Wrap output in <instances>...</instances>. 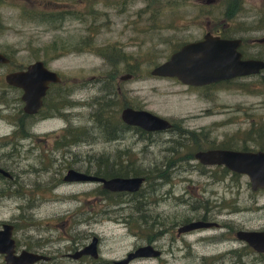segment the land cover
Masks as SVG:
<instances>
[{"label": "rangeland", "instance_id": "rangeland-1", "mask_svg": "<svg viewBox=\"0 0 264 264\" xmlns=\"http://www.w3.org/2000/svg\"><path fill=\"white\" fill-rule=\"evenodd\" d=\"M52 1L38 0L35 5L26 0H5V6L0 7L3 20V29L0 30V49L17 50V54L11 56L13 67H10L11 69L0 67V84L5 81L4 74L1 73L7 69L26 67L39 60L44 61L51 70L61 74L63 81L69 83L72 89L77 88V84L72 81L81 82L83 79L89 82L88 87L76 89L74 97L81 104L72 109L68 105L61 107L62 110L57 112L56 116L40 123L36 127L37 130L45 132L55 130L60 133L67 126L73 129L86 127L100 136V128L95 123L93 115L97 113L99 107L95 103L103 102V100H95L104 97L106 90L100 83L92 82L91 78L94 76L98 80L107 77V74L116 68L114 64H109L106 58L96 53L95 49L128 44L133 39L135 45L128 47L127 53L135 55L137 61L145 62L141 67L145 66L146 73L143 77V70L140 67L137 70L139 78L122 85L125 99L135 107L144 108L167 119L174 124L178 132L202 131L197 137L189 135L191 140L195 139L200 143L195 144L191 141L187 147H181L176 143L179 141V134L163 132L149 134V149L146 148V141L136 134H128L122 144L119 141L105 142L97 136L95 140L87 139L72 146L69 151L45 153L48 158L44 159L40 157L39 152L31 153L28 158L19 159L25 155V152L23 150L21 153L16 152L14 155L18 157L9 160L7 166L15 167L13 170L15 173L18 172L19 181L27 184L26 190L40 184L39 192L42 194L24 199L12 195L4 196L0 199V222H12L21 216L19 222L21 229L16 235L19 246L32 251L43 250L53 258L41 264H111L112 261L121 260L128 253L149 244L147 231L133 228L134 223L138 225V219L144 216L150 224L155 222L161 224L149 228L152 234H156L160 229L161 232L164 229L173 231L171 234L173 241L169 233V236L161 237L155 243L164 252L162 259H137L130 264H260L259 261L253 260L252 255L242 257V262H238L236 255L237 252H243L244 244L237 240L236 233L241 230L251 231L262 228L264 211L259 210V206L264 205V190L254 192L246 175H234L228 170L225 173V168L221 166L199 168L196 161L184 159L188 158L189 153L199 149H206L211 145L223 146L226 144L224 142L231 138L234 143L230 145L234 149H239L242 138H245V146L250 150L258 151L260 146L258 134L263 136L261 142L264 145V90L262 95L248 91L237 92L235 88L219 87L220 85L187 88L176 80L151 76L150 71L155 65L165 62L184 42L202 38L207 27L217 31L222 30L225 25L232 31L242 32L241 36L247 39H263L264 29L260 30L259 26L262 24L264 0H243L244 3L241 0L244 6L240 13L239 8L233 4L235 0L231 1L230 5H228L230 0H218L220 7L214 8L209 15L199 10V6L180 9V15L177 17H172L170 12H166L162 21L169 23L173 19L175 30L164 27L159 32L151 31L149 29L151 25L128 24L131 21L129 16L135 10L138 12L144 7L141 0H137L135 6L127 10L126 14H119L115 9L105 8L99 4L95 9L101 14L107 12L109 17L104 16L107 21L103 22V25H98L99 32L93 36V48L86 52L72 51L59 57H54L56 54L49 48L55 41L59 44H68V48L71 49L72 44L79 42L82 37L87 38L90 34L88 25L74 17L64 19L61 26H57L58 24L51 18L42 20L27 18L20 10L23 7L28 10L36 8L40 14L57 15L62 10L55 8ZM58 1L66 5H74L73 9L69 8L73 11L83 12L86 8L80 0ZM192 5L194 4L191 3L190 6ZM226 12L231 18H225ZM210 21L212 23H209ZM254 49L257 50L258 47ZM259 49L264 51V41ZM122 70V67H118L119 74H123ZM259 80L255 79L254 82ZM249 87L255 90L262 89L257 83ZM12 96L15 94L12 93ZM64 102L67 100H58L57 105ZM122 102L126 104L124 99ZM122 102L118 100L117 105L114 106L118 117L124 108ZM16 106L19 105L10 104L11 108L5 109L0 105L2 110L0 134H6L16 127L10 122L14 121L13 109ZM208 140L215 142L205 143ZM119 149L131 150L129 157L136 161L134 162L135 165L137 164L136 170L139 169L147 174L149 170L154 169L152 171L155 174L154 178L149 179V183L146 179L141 191L146 198L141 200L136 196L131 202L133 210L118 212L121 204H114L117 202L115 196L113 203L106 199L105 193L102 194L98 184L58 183L68 169L81 172L90 170L94 173L99 165H102L101 168L105 170L113 164L114 158L118 157ZM2 154L3 151H0V156ZM179 159L187 161L184 162L186 166L183 165L182 168L181 165H176L168 174L163 175L169 170H166L162 164L168 160ZM42 160L48 163V169L45 171L41 166ZM14 162L17 164L12 165L11 163ZM157 167L160 171L155 169ZM24 170L27 173L21 175ZM161 174V177L155 178ZM52 180H57V184L49 185ZM2 184L3 181L0 180V186ZM47 186L54 187L52 192L47 193ZM206 201L216 202L219 207L221 205L224 208L223 212H216L215 216L218 219L217 223L225 227L212 229V234L217 236L215 242L206 246L194 245L195 252L188 256L186 251L180 248L183 243L177 239L175 227L188 214V205L198 207L199 202L204 207ZM223 234L226 236L223 237ZM94 237L100 239L98 247L101 259L98 262L94 263L90 259L74 261L69 256L68 258L65 256L80 251L84 245L91 243ZM191 239L194 240L195 237ZM192 243L197 242L192 241ZM71 250L75 251L70 253ZM196 253L199 257L194 256ZM225 254L230 256L221 258ZM191 256L194 258L191 259ZM203 257L209 259L203 262Z\"/></svg>", "mask_w": 264, "mask_h": 264}, {"label": "flooded vegetation", "instance_id": "flooded-vegetation-1", "mask_svg": "<svg viewBox=\"0 0 264 264\" xmlns=\"http://www.w3.org/2000/svg\"><path fill=\"white\" fill-rule=\"evenodd\" d=\"M26 1L29 2L30 4L36 5L38 0H26ZM80 1L82 2L83 6L86 7L85 9H83V12L73 11L72 7H75L74 5L73 6L72 5H66L64 3L59 2L58 0H53L51 3L55 8H61L62 11H59L57 13V15L65 18V19H67L69 17H74L75 19H79L81 21V23H84L87 25H90V24L103 25L102 23L107 21V18H105L104 16L109 17V15L107 14V12H104L103 14H101L99 12V10L95 9V6L101 4L105 8L115 9L116 11H118L119 14H126V13H128L127 10L131 9V7L133 5L135 6V3L137 0H80ZM231 1H233V0L228 1V5H230ZM242 2L244 3L243 0H242ZM242 2H241V0H235V1H233V4H235L236 7L239 8V10H241V9L243 10L244 5L241 4ZM181 3L182 4L180 5V7L183 9L185 7L195 8V7L199 6L198 7L199 10H202V12H206L208 15L213 12L214 8L217 9L220 7V6H218L220 4V2L218 0H192V1L191 0H185V2H181ZM191 3H193L194 5L190 6ZM5 4H6L5 0H0V7L5 6ZM203 4H204V6H202ZM263 7H264V5H263ZM69 8H72V9H69ZM20 10L22 11L23 16H26L27 18H34L36 20H38L37 18H40L41 20L46 19V18H54V19L57 18V15H48V14H42V13L40 14V12H38V10L36 8H34L33 10H28V9L23 7V9L20 8ZM262 13L263 14H262L261 20L264 19V9H262ZM129 18H131L130 23H128V24H130V26L139 23L136 10H135V12H133L132 15L129 16ZM103 19H106V20H103ZM227 19H229V18H227ZM142 21H143V19H142ZM172 21H173V19H172ZM209 23H212V22L210 21ZM262 24L264 26V22H262ZM223 26H224V28L222 30H217V31H212L210 27H207L206 33L203 35V37L206 34H210V35H213L215 37H220L222 39H239L241 41V45L239 47V53H241V55H242V60H261V61H264V59L262 58V56L264 55V51L259 49V46L263 45L264 38L263 39H261V38L260 39H247L245 36H241L242 32L240 34H237V33H239L238 30L232 31L231 29L225 27V25H223ZM2 29H3V20H2V17L0 15V30L2 31ZM260 30H262V29H260ZM203 37L200 39L191 40L189 42H184L179 47V49L188 43L201 41L203 39ZM83 39H84V37H82L81 40H83ZM132 41H133V39H131L128 44H119V46H118L125 53V56H126V58L124 60L120 61V67L123 68V70H122L123 74L120 73L121 74L120 75L118 72L117 75L115 74L114 76L109 77V75H108L109 73H108L107 77L100 78L101 80L100 79L97 80L94 76L91 78L92 82H98L102 86H104V89L106 90L105 91L106 97H105L104 101H113V103H116V105H117L118 100L122 102V99H124L126 101V104H124L122 102L124 104L123 105L124 108L122 109V111L125 109L145 110L144 108L135 107L131 103L129 104L128 100L125 99L126 96H125V93L122 89V85L129 83V82H132V81H135L136 79L139 78L138 74H137V66H138L137 63L138 62L135 58V55H133L131 53H127V51H129L128 47L135 45ZM79 42L72 44V46L75 47L76 45H78ZM74 47H73V49H74ZM77 47H79V46H77ZM254 47L256 49L258 47V49L255 50ZM6 49H7L6 51H3L0 49V54H3L7 58H9V63L0 64V67L1 68L2 67H8V68L11 67L12 68L13 63H12L11 56L16 55L17 50L10 49V48H6ZM178 50H176V51H178ZM73 52H78V51H73ZM84 52H86V51H84ZM27 67L28 66H26V67L19 66L18 68L15 67L12 70H10L11 69L10 68V69H7L5 72L1 73V75L4 74V80L5 81L2 84H0V105H2V108H5V109H10L11 108L10 104H14V103H15V105L18 104L19 106L18 107L16 106L15 109H13L14 121H10L11 124L14 123L16 127H13L10 130V132H7L6 134H0V151H3V154L0 156V170H3V171L8 173V175L0 173V180L3 181L2 186H0V199L3 198L4 196H11V195L17 196V198H20V199H24L26 197H30V198L32 197L33 198L37 195L42 194V192H39L41 189L40 184H38L37 187H35V188L26 190L27 184L21 183L19 181L18 172L15 173V171L13 170V168H15L14 166H12L10 168L7 166L8 161L11 159H14L15 157H18L16 155H14V153H16V152L21 153L22 150L25 152V155H22L21 158H19V159H22V157L28 158L29 155L33 152L41 153L40 157L42 159H44L45 157L48 158V156H46L45 153H55L58 150L69 151V149H71L73 146L72 134L74 132L73 130H70L69 126H67L66 128H63L60 133L55 131V130L46 131V132L40 131V130H37L36 127L40 123H44L46 121H49L51 118H53L54 116L57 115V112H58L57 102H58V100H61V98L65 97V99L67 100V103H68V107L71 109L73 107L81 104V102H77L78 100L75 99V97H74L76 89H84V88L89 86V82L82 79L81 82L72 81V83L77 84V88L72 89L71 86L69 85V83L63 81L61 74H59L58 72H56L54 70H51L48 67V65L45 64V67L47 69L56 72L60 76L61 81L58 83H50L49 84L46 95H45V97H43V106L35 115H29V114L25 113V111H24L25 103L22 99L23 95H24V91L22 89L13 87V86L7 84V82H6V76L7 75L12 74V73H18V72L26 71ZM263 73H264V70H262L259 74H256V75L239 77V78H235V79H232L229 81H223V82H220L217 84H223V83L229 84L228 86H223V87L235 88V91L239 92V91H243V89H245L246 87L248 88V86H250L254 83L258 84L259 81H261L260 76H262ZM125 75H129V77H127L125 80H122L121 79L122 76H125ZM157 78H163V77H157ZM163 79H173V80H176L177 82H179L176 78H163ZM255 79H260V80L257 82H254ZM179 83H181V82H179ZM182 85H184V84H182ZM184 86L187 88H202V87H193V86H187V85H184ZM108 87H109V89H108ZM219 87H221V86H219ZM241 87H243V89H241ZM12 93L15 94V96L11 97ZM113 93H116V96H114V97L109 96ZM70 97H71V99H70ZM101 98H103V97L97 98L95 101H99V99H101ZM95 104H96V106L98 105V103H95ZM82 105H86V104H82ZM16 108H17V110H16ZM97 109H98V107H97ZM1 111L2 110L0 108V113H1ZM122 111H121V114H122ZM121 114L119 117L120 121H121V128L118 129L119 132L116 135V138L113 142L119 141V143L122 144L123 140H126L128 134H132V135L136 134L141 139L146 141V143H147L146 148L149 149V134L171 132V133L179 134V141H176V143H179L181 147L182 146L187 147L191 141H194L195 144L200 143L195 139L191 140L189 138V135H191L193 137H197L198 133H201L202 131L191 132V131L184 130V131L178 132V129L174 126V124H172L173 127L171 129L163 130V131L149 132V131H145L143 129L125 124L122 121ZM91 131H93V130H91ZM206 136H208V135H206ZM206 136H204V137H206ZM84 140H87V139H84ZM235 140L239 141V139H235ZM81 142H79V143H81ZM173 142H175V141H173ZM214 142L215 141H209V140L205 141V143H207V144H212ZM232 142L234 143L233 139L231 138L229 140H226L224 142L226 144H224L223 146L211 145L206 149H199L193 153H189L188 158H186L184 160H187V159L194 160L197 162V165L199 168H207L208 166L201 164L200 162H198L195 159V154L197 152L213 150V149L235 150V151H244V152L253 151V150L248 149L245 146V144H244L245 138H242V144H241V147L239 149H234V147H232V145H230ZM74 145H78V143L74 144ZM177 146H178V144H177ZM197 147H199V146H197ZM253 152H256V150H254ZM129 154H131L130 149H124V150L119 149L118 150V157L114 158V160H113L114 162L112 165H110V167L113 166L118 171H120V169L124 168V167H127L129 170H133V169L135 170L137 168V164L135 165L134 162H136V161L131 159L129 157ZM1 160H3V161H1ZM184 160L179 159L178 163H176L175 161L168 160L167 162L163 163L162 165L166 168V170H169L168 172L165 171V174H168L170 172V169L176 165H181L182 168H183V165L186 166V164L184 162H187V161H184ZM11 164L15 165V164H17V162H14ZM41 166L44 169V171L47 170L48 169L47 161L42 160ZM221 167H223V166H221ZM224 168L225 167H223V169ZM69 170H75V169H68L67 172ZM50 171L52 174L51 169H50ZM75 171L81 172L78 170H75ZM101 171H103L102 168H101ZM228 172H230V171H228ZM24 173H27V171L26 170L22 171L21 175H23ZM66 173L64 174V176L62 178H60L58 180L59 181L58 183H61V184L92 183V182H66V181H64V177H65ZM81 173L86 174L88 176H92V177L104 178V177L97 175V173H98L97 169L94 173L91 172L90 170L84 171ZM130 177H140V178H144L145 180L148 179V183H149V172L147 174L145 173V176L144 175L134 176V175L130 174L128 177L116 176V177H112V178H130ZM104 179H110V178H104ZM93 183L98 184L100 187L99 188L100 191H102L103 193H105L107 191L106 189H104L102 184H99L96 182H93ZM54 184H57V180H52V183L49 185H54ZM144 184L145 183L143 181L141 188L134 193H129V192L114 193L115 199L117 201L114 204L115 205L121 204V206H119L120 209L118 210V212H126V211H128L127 209L133 210V207H131V202H132V200H134L135 194H137L139 192L142 193L141 191L143 190ZM53 188L54 187L50 188L49 186H47V189H46L47 193L52 192ZM148 191H149V185H148ZM107 192H110V191H107ZM110 193H112V192H110ZM143 195H144V193H142L141 195H138V197H140V199H142L141 197ZM129 200H131V201H129ZM197 204L200 206L196 207L194 205H188L189 206V209L187 210L188 214L185 217H183L181 223L175 227V230L177 233L176 237H177V239H179L183 243V245L180 248L184 249L188 256L191 255V253L195 252V246L194 245L199 244L200 246H202V245L206 246V245H209L210 243H214L217 236H215V234H212V232H213L212 229H215V230L218 228L222 229V227H223L222 225L217 223L218 219L215 216L216 212H223L224 208H222L221 205H220V207H221L220 208L216 202L212 203V202H207V201L204 203V207H202V204L199 202ZM260 209L264 211V205L262 207L259 206V210ZM141 211L147 212L145 210H141ZM262 213L264 215V212H262ZM20 221H21V216H18L12 222H10V221L0 222V230L3 229V225H5V224H11L13 226L12 237L15 241V255H17V256L20 255L23 251H28V252L32 251L31 249H27V248L25 249V248H21L19 246V241L16 238V235L18 234L19 230L21 229V226L19 224ZM193 223H203L204 226H201L200 228H195L193 230H189V231L183 232V233L178 232V230L180 228L188 226V225L193 224ZM227 229H228V227H227ZM257 230L264 232V224H263L262 228L257 229ZM172 232L171 231L169 232V230H165V229L161 232V229H160V230H157L156 234H152V232L150 231L149 236H148L149 237L148 238V241H149L148 245H151L155 249L159 250L161 252V255L157 258H148V260L149 259H162L164 252L161 249H159L155 243L161 237H165L169 233H170L169 234L170 239L173 241V238L171 237ZM224 236H226V234H223V237ZM193 237H195L194 240L191 239ZM206 239L208 240L207 242H206ZM227 239H229V238H227ZM98 240H99L98 243H100L99 238H98ZM192 241L197 242V243H192ZM202 241H204V243ZM238 241L242 242L240 240H238ZM242 243L244 244L243 252H237V255H236L238 258V262H242L241 261L242 257L252 255L254 257V259H253L254 261H259L260 264H264V253H261V252L259 253L255 250H253L252 248H250L246 243H244V242H242ZM90 244L91 243H89L88 245H90ZM88 245H84L81 250H83ZM72 251H75V250H71V252L70 251L69 252L72 253ZM33 252H35L36 254H39V255H45L49 258L48 261H40L36 264L47 263V262L53 260V258L51 256H49L48 253L44 252L43 250L38 249L36 251L34 250ZM97 252L99 255V257L97 259L93 258L92 256H85V255H83L82 257H80L78 259L72 258L73 254H68L65 256L67 258L69 256L70 258L74 259V261H79L81 259H87V260L90 259V261L93 260V262L95 263V262H98L99 259H101L99 247L97 248ZM172 253H173V251H172ZM194 256L199 257V255L197 253ZM194 256H191L190 258L193 259ZM226 256H230V254L222 255L221 258L226 257ZM126 257H124V258H126ZM207 259H209V258H207V257L202 258L203 262H206ZM139 260H144V259H139ZM115 261H119V260H115ZM115 261H112L111 264H115ZM0 264H6L4 254H0Z\"/></svg>", "mask_w": 264, "mask_h": 264}, {"label": "water", "instance_id": "water-1", "mask_svg": "<svg viewBox=\"0 0 264 264\" xmlns=\"http://www.w3.org/2000/svg\"><path fill=\"white\" fill-rule=\"evenodd\" d=\"M241 41L239 39H222L206 34L201 41L191 42L173 53L170 58L151 70V75L163 78H176L184 85L204 87L229 81L239 77L259 74L264 70V61L242 60L239 53ZM9 63V59L0 54V64ZM129 75L122 76L125 80ZM59 75L47 69L42 61L30 64L26 71L12 73L6 76L7 84L24 91V111L29 115H35L43 106L50 83H58ZM122 121L130 126L138 127L145 131H163L173 127L165 118L159 117L146 110L125 109L121 114ZM195 159L206 166H223L232 173L246 175L249 178L251 189L256 192L264 189V151H235L213 149L199 151ZM0 173L8 175L0 170ZM66 182H96L103 185L107 191L129 192L138 191L143 178H112L104 179L88 176L75 170H69L65 177ZM204 226L203 223H193L182 227L179 233L187 232ZM13 226L3 225L0 230V254L5 255L6 264H36L40 261H48L45 255L33 254L23 251L15 255V241L12 237ZM238 240L246 243L253 250L264 253V232L256 230H241L237 232ZM98 237H94L91 244L83 250L77 251L72 258L78 259L83 255H90L97 259ZM161 252L151 245L139 247L129 253L123 260L115 261V264H130L133 260L141 258H156Z\"/></svg>", "mask_w": 264, "mask_h": 264}, {"label": "trees", "instance_id": "trees-1", "mask_svg": "<svg viewBox=\"0 0 264 264\" xmlns=\"http://www.w3.org/2000/svg\"><path fill=\"white\" fill-rule=\"evenodd\" d=\"M144 3V7L139 9L137 12V17H138V22L142 23L146 26H150V30L151 31H156L159 32L160 30H162L164 27L168 28V29H173L175 30V26L173 24V21L169 22V23H165L164 21H162V18L164 16V14L166 12H170L172 14V17H177L179 14V10L183 9L180 7V5L182 4L181 2H185V0H141ZM188 8V7H186ZM92 10V9H91ZM240 12V10H238ZM182 15V14H181ZM225 18H231V16L228 15V13L226 12L225 14ZM65 18L58 16L57 18H51V20L55 21L58 25L57 26H61L62 21ZM143 19V21H142ZM148 19V20H147ZM262 22H264V19H262ZM261 29H264L263 24H261V26H259ZM149 29L147 31H149ZM99 32V28L97 24H90L88 25V33L90 34V36H88L87 38L84 37L83 40H81L78 45H76L75 47L72 46L71 49L68 48V44H59L57 43V41H55L49 48L51 49L52 52H54L56 55L54 57H59L62 56L64 54H68L71 53L72 51H78V52H84V51H89V49L94 45V39L93 36L96 35ZM225 33V32H224ZM240 34V33H237ZM79 46V47H77ZM74 47V49H73ZM62 51V52H60ZM96 53H98L100 56L106 58L108 60L109 64H114L116 70L110 72L108 75L109 77L114 76L115 74L117 75L118 73V67L120 68V61L124 60L126 58L125 53L118 47V45L115 46H106L104 49L103 48H97L95 49ZM262 58L264 59V56H262ZM142 60L137 61V70L140 69V67L142 66V64L144 65L145 62H141ZM154 65V64H153ZM145 66H143L142 70V76L145 77L146 70L144 69ZM138 74V73H137ZM108 82V81H107ZM228 86L229 84H216L213 86ZM258 85L262 86L261 90H255L252 89L251 87L248 86V88L246 87L245 89H243V87H241V89H243V91H248V92H256L258 94H262L263 95V90H264V76L261 78V81H259ZM107 86V85H106ZM109 89V87H108ZM111 97L116 96V93H113L111 95H109ZM106 96H104L103 98L99 99V101L103 100V103L99 104V107L97 109V113L93 115L95 123L99 126L100 130V136H98L99 134H96V132L91 131L90 129L86 128V127H80V128H71L74 130L73 134H72V144L73 146H75L74 144H77L81 141H83L84 139H91V140H95L97 139V136L100 137L102 140H104L105 142H113L116 138V135L118 134V129L121 128V121L120 118L118 117L114 106H116V103H113V101H104ZM61 100H65V97L61 98ZM66 105H68L67 102L62 103L61 105L58 104V112H60L62 110L61 107H65ZM60 116H62V114H60ZM70 129V130H71ZM260 138V142L258 143L259 146V150L264 151V145L261 142V138H263V136H261L260 134L257 135ZM105 160H109V158H105ZM173 161V160H172ZM176 163L179 162V160L175 161ZM158 169V168H155ZM98 176L104 177V178H112V177H116V176H126L128 177L130 174L134 175V176H141L144 175L145 173L141 172V170L139 169H133V170H129L127 167L121 168L120 171L116 170L113 166L111 167H107L105 168V170L103 169V171H101V165L98 167ZM154 170V169H153ZM153 170H149V179H153L154 178V172H152ZM159 170V169H158ZM160 171V170H159ZM224 172L227 173V170L224 169ZM165 175V172L164 174ZM236 175V174H234ZM161 175L155 177V178H159L161 177ZM102 192V191H101ZM150 193V191H149ZM102 194H104L102 192ZM142 193H137L135 194V197L138 195H141ZM113 196L114 193H110V192H105V197L106 199L108 198L110 202H114L113 200ZM146 198V195L144 194L142 197ZM141 199V200H142ZM138 225H136L134 223V227L136 230H144L147 231V237L149 236V232L151 231V229H149L150 227L154 226L155 224L158 223H153L150 224L149 220H147V218L144 217H140L138 219ZM146 225V226H143ZM161 225V224H158ZM153 228V227H152ZM152 232V231H151Z\"/></svg>", "mask_w": 264, "mask_h": 264}, {"label": "bare ground", "instance_id": "bare-ground-1", "mask_svg": "<svg viewBox=\"0 0 264 264\" xmlns=\"http://www.w3.org/2000/svg\"><path fill=\"white\" fill-rule=\"evenodd\" d=\"M130 178H137V177H130ZM110 179H112V178H110ZM143 180H144V183H145V179L143 178ZM100 184V183H99ZM97 248H98V244H97ZM29 253H33V254H36L35 252H33V251H29Z\"/></svg>", "mask_w": 264, "mask_h": 264}]
</instances>
